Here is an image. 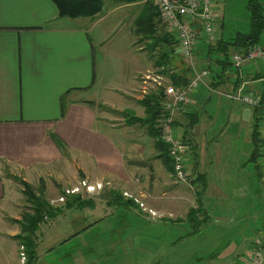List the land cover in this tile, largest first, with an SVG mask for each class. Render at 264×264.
Wrapping results in <instances>:
<instances>
[{
	"label": "crops",
	"instance_id": "0c3cea01",
	"mask_svg": "<svg viewBox=\"0 0 264 264\" xmlns=\"http://www.w3.org/2000/svg\"><path fill=\"white\" fill-rule=\"evenodd\" d=\"M145 1L110 6V9L108 4L107 11L94 18L88 17L91 20L88 21L90 27L85 28L80 21L76 20L73 24L69 22L71 19L59 17L52 0H0V221L6 215L5 210L13 206V198H4L6 188L10 187L9 190L13 193L8 178L16 177L29 187L31 184H41L35 190L36 194L45 193L50 196L49 202L52 205L62 204L52 219L59 216L69 219L65 237L68 234L90 233L96 224L106 219V214L111 212L110 204H118L116 201L128 203V208H132L134 215L147 217L155 211L158 215L155 220L149 221L160 226L167 227L169 223V228L177 227L182 230L186 225V230L171 240V249L184 244V240L188 241L201 234L210 224L205 197L211 184L213 158L219 154V149L215 152L209 149L210 145H216L218 139L214 133H206L213 121L209 116L204 119L199 115V102L204 97L205 90L215 88L203 81L201 85L205 86L204 89H198L189 95L194 102L183 105L184 108L178 110L174 119V131L181 128L179 133H175L184 144L185 164L194 175L191 180L199 177L198 183L192 184L174 180L172 171L161 157V146L156 145L154 129L148 127V124L139 129L120 118L109 117L110 112L106 110L125 114L123 107H119L121 100L118 104L111 103L99 97L97 90L93 91L96 81L95 51L87 30L110 13H120L121 8L127 5L142 8ZM215 16L214 7V21ZM115 22L117 24L118 19ZM200 33V39H205V34ZM135 54L134 51V58L138 60ZM148 66V63L135 65L129 83L126 82L119 89H134L135 73H143L144 77L154 80L163 74L162 66L155 64V71L151 64L150 68ZM236 71L240 77L237 87L243 84L245 90H248L246 86L250 90L251 87L255 89L253 82L262 78L253 79L254 74H262L254 71L245 80L239 69L236 68ZM235 75L234 78L231 77V84ZM219 87L228 92L237 88H233V85ZM105 88L118 90L115 85L112 88L104 84V90ZM263 91L264 89L261 92ZM138 100L140 102L142 99ZM140 105V109L134 110L138 115H145V108L141 103ZM255 117L254 115L257 122L258 117ZM186 118L189 119L187 124L190 127H183L186 125ZM201 118L203 122L208 120L203 126H199ZM156 126L158 127V121ZM145 127L148 132L144 131ZM82 181L93 186V190H87L81 184ZM212 185L214 186L213 182ZM76 187L78 191L65 192ZM200 187L203 188L202 206L209 221L198 234L182 237L191 229L187 213L197 203V191ZM31 191L34 192L32 189ZM60 197L64 198L63 202H60ZM186 205L188 209L185 211ZM10 217L16 219L18 215L14 213ZM255 218L258 225V214ZM230 219L224 218L228 220L225 222H230ZM222 229V246L227 248L233 243L240 247L230 253L226 249L220 253L222 247L219 246L209 254L206 262L221 255L223 258L220 257L217 264H246L245 257L251 247L246 244L253 243L259 235L248 238L243 232L249 229L244 227L240 235L235 234L236 228L232 226ZM261 236L264 247V234ZM42 241L36 243L37 256L29 264H64L68 260L77 264H119L121 261H134V257L120 254L91 257L88 247L78 255L69 253L62 258L49 253L48 256L41 257L40 252L45 250L40 251L38 245ZM92 245L84 243V246ZM46 247L47 251L52 252L58 246ZM242 247L246 249V255L243 254ZM15 248L16 246H12L13 251ZM169 251L155 263L164 264L166 259H171L173 255H169Z\"/></svg>",
	"mask_w": 264,
	"mask_h": 264
},
{
	"label": "rangeland",
	"instance_id": "374dc122",
	"mask_svg": "<svg viewBox=\"0 0 264 264\" xmlns=\"http://www.w3.org/2000/svg\"><path fill=\"white\" fill-rule=\"evenodd\" d=\"M261 1L264 3V0ZM105 2L106 6L104 5L105 9H103V12L108 10L107 6L110 3L108 0H105ZM212 2L216 12V21H214L215 36L229 39L237 32L245 33L248 31V0H212ZM119 5L121 6L122 4ZM140 10L141 8L136 9L131 5H127L121 8L120 13L118 12L112 15L110 13L99 23L91 27L90 30H87L93 42V50L95 51L96 81L93 91L97 90L99 97L111 103L118 104L119 100H121L119 107H123L122 110L125 114L118 111L106 110L110 112L109 117L115 119L120 118L128 125H133L139 129L143 128V125L147 127V122L140 119L145 115H138L134 108L140 109L141 105L138 99H142L148 93L155 91L158 82L154 79H149V77H144L143 73L138 72L135 73L134 89L121 91L119 88L125 85L126 82L129 83L135 65H147L148 63V68H150L151 64V67L154 69L155 60L165 50L163 44L158 43L152 45V38L142 37L141 39V34L138 35L135 33L134 21L139 15ZM69 19H71L69 22L73 24L77 20L82 22L85 28L90 27L88 21L91 20L88 17ZM117 19L118 23L116 24L115 21ZM165 30L161 22L156 24L155 31H157V34H162ZM258 46L263 50L262 57L244 63L239 68V73L243 75L245 80H248L246 78H249L251 76L250 74L254 73V71L262 73L260 75L262 77L260 81L253 82L255 89L251 87L250 90L246 86V89L250 90L249 92L255 96H259L264 89V32L260 36ZM172 48L173 52L171 53L169 63L165 65L168 68V74H170L168 70L173 68L178 73H184L187 77H192L189 72V63L182 58L179 47L175 48V45H173ZM134 51L138 60L134 58ZM198 53L196 52L193 62L197 69H207L209 71V75L203 81L210 85L212 78L208 66L209 61L206 62L202 58H198ZM217 57L218 54L211 56L212 59ZM235 69V66L228 68L226 74L229 75L230 80H223L221 85H231V81L234 78L233 75L237 73ZM168 74L163 72L160 76L169 78ZM163 82L166 84L169 83L168 80H163ZM104 84L112 88L115 85L118 90L111 91L109 88H105L104 90ZM219 86L213 87L216 90H205L204 97L199 102L201 104L199 115H202L203 118L209 116L213 121L211 127L207 128L206 133H214L218 139L215 143L216 145H210L209 149L214 152L216 149H219L217 152L219 154L213 158V164L211 165V184L208 187V194L205 197L211 222L201 234L194 236L188 241L184 240V244H179L171 249L169 247L171 240L176 239L178 235L186 230V225L183 226L182 230L177 227L169 228V223H167L168 228L160 226L157 223L149 221L155 220V216L158 215L155 211V216L152 217L148 214L147 219L146 216L134 215L132 208H128V203L116 201L118 204H110L109 209H111V212L106 214V219L96 224L90 233H81L78 235L68 234L65 237V230L67 231L69 229V219L59 216L53 220L49 215H46L47 219L39 224L40 227L34 236L36 243L43 240L38 245L40 251L45 250L40 252L41 257L48 256L49 253L51 255H59L62 258L66 255L68 256L69 253L78 255L82 254L84 249L88 247L90 249L88 250L90 253L89 256L91 257L105 254H120L134 257V261H121L119 264H154L157 260L160 261L165 253L171 249L169 255H173V257L166 259L164 264H211L212 261L213 264H217L219 263L221 255H217L211 262H206L208 257H210L209 254H212L217 247H222L220 253L224 252L225 249L227 253H230L236 247H240L234 246L233 243L229 244L230 246L226 244L228 246L227 248L222 246V228L232 226L236 228L235 234L240 235L244 227L249 229L243 232L247 234L248 238H255L256 235H259L256 238L261 240V234H264L263 112L261 109H258L256 113V117H258L256 119L258 122L257 130L259 132L258 145H256L252 139V129L255 122L254 107L229 99L223 95V93L228 91L223 90ZM204 87V85H200L196 90L204 89ZM209 87L212 86L210 85ZM196 90L189 95L194 94ZM189 97L188 102L191 103L192 98L191 96ZM177 114V112L174 114V119ZM188 121L189 119L186 118V125H183V127H190L187 124ZM207 122L208 120L203 122L201 118L199 126H203ZM146 127L144 131L148 132ZM180 129H175V132L179 133L181 131ZM150 140L153 142V139L150 138ZM8 179L11 182L13 193L9 190L10 187L6 188L4 198L10 200L13 198V206L5 210L6 215L0 221V264H29V262L25 263L26 254L24 253L23 246L19 244V238L17 239L14 236L21 232V226L16 220H21L28 213L31 214L30 208L32 201L29 195L27 196L25 194V187L20 178L9 177ZM192 182L191 180L185 184H192ZM40 185L31 184V187L28 186V188L32 189L34 191L33 193L36 194L35 190H38ZM36 195L45 199L53 207L59 208L62 205L56 203L52 205L49 202L50 196H47L45 193ZM187 206H184L185 211L188 209ZM14 213L18 215V218L10 217ZM256 214H258V225L255 223ZM52 217L54 218L55 216ZM224 218H231L230 222H225L228 220H224ZM13 230L15 232L12 233L11 231ZM49 241L55 243L50 244ZM85 242L92 243L94 246H84ZM12 246H16L14 251L12 250ZM46 246L58 247L50 252L45 249L47 248ZM246 246H251V250L253 243L249 242ZM242 248L243 254L246 255V249L244 247ZM250 250H248V253ZM33 257L30 258V261L33 260L34 262L36 257L34 259ZM63 263L77 264L70 263V260Z\"/></svg>",
	"mask_w": 264,
	"mask_h": 264
},
{
	"label": "trees",
	"instance_id": "16d2710c",
	"mask_svg": "<svg viewBox=\"0 0 264 264\" xmlns=\"http://www.w3.org/2000/svg\"><path fill=\"white\" fill-rule=\"evenodd\" d=\"M57 7L59 17H69V18H79V17H90L94 18L103 12L105 0H52ZM107 1V0H106ZM109 6H116L119 4H125L134 2L137 0H108ZM106 6V5H105ZM247 8L249 11V29L247 32H237L233 37L229 39H223L221 37L215 39L212 42L205 41V39L200 37L198 39V58H202L206 62L209 61V70L211 74L212 81L210 85L217 87L223 83V80L229 79L227 75V70L231 64L229 60L232 52L235 51H246L251 46L258 45L260 36L264 32V3L261 0H248ZM162 23L165 27V31L162 34H157L156 24ZM135 33L145 38H152V45L163 44L165 50L160 54V57L155 60V64L161 67V73L168 74L166 64L169 63L171 53L173 52V45L177 47V39L173 32L167 29L166 25L162 22L160 18V13L158 7L151 1L146 0L140 10L139 15L134 21ZM168 47V48H167ZM196 54V52H195ZM218 54L217 58L212 59L211 56ZM236 70V69H235ZM170 83L175 86H180L186 84L188 77L184 73H178L177 71L173 74H168ZM253 79L259 78L260 74L256 73ZM239 75L236 73L235 80L233 82V88L237 87L240 79ZM163 96V88L160 86L155 91L148 93L144 96L140 103L145 108V116L140 118L145 120L148 127L154 129V134L156 133V145L161 146L163 159L165 164L172 171V159L168 153V147L161 141V133L159 127L156 126L157 121L159 123V115L161 113V100ZM264 99V91L259 95ZM254 115L258 112V109L254 108ZM256 118V117H255ZM174 126V122H173ZM258 122L254 123L252 131V139L254 142L257 141L258 135ZM257 144V143H256ZM199 177L195 178L193 182L198 183ZM25 187V193L29 195L31 199V214L25 215L21 220H16L21 226V232L16 234L14 237L19 238V244L23 246L24 253L26 254L25 263H30V258L35 256V246L34 236L39 229V224L45 220L46 215L55 216L59 208L51 206L45 199L40 198L28 188L25 182H22ZM199 185V184H198ZM201 185V184H200ZM202 193L203 188H199L197 191V203L196 206L189 208L187 213V220L191 225V229L186 232L182 237H189L198 234L208 223L209 218L202 206ZM125 203L124 201H121ZM127 202V201H126ZM181 239V238H180ZM253 246L256 243L253 242Z\"/></svg>",
	"mask_w": 264,
	"mask_h": 264
},
{
	"label": "built area",
	"instance_id": "2783aa9c",
	"mask_svg": "<svg viewBox=\"0 0 264 264\" xmlns=\"http://www.w3.org/2000/svg\"><path fill=\"white\" fill-rule=\"evenodd\" d=\"M160 13L162 22L167 29L174 33L177 39V47L184 60L189 63V72L192 77L186 84L175 86L169 82V78L158 76L156 81L158 86L163 88L161 100V113L159 115L158 127L161 133V141L167 145L168 153L172 159V174L174 180L178 183H187L193 179L194 175L191 169L185 164L184 144L174 131V114L180 108H184L188 102L189 94L195 91L201 84L207 69H197L193 62L197 42L200 32L205 34V41L212 42L216 39L214 27V5L212 0H151ZM263 50L258 45L251 46L248 50L240 52L235 51L230 55L231 64L239 69L244 63L262 57ZM170 74L176 72L175 69L168 70ZM264 77V76H263ZM168 80L169 83L163 82ZM229 99L239 101L240 103L261 109L264 122V99L260 96L252 95L249 90H245L243 84L231 92L224 93ZM81 184L87 190H93V186L87 185L85 181ZM78 187L66 190V193L78 191ZM64 201L63 197L59 198ZM140 206L142 204L140 203ZM154 217V213L151 212ZM45 220L47 219L44 217ZM256 246H253L246 257V264H264V247L260 239H255Z\"/></svg>",
	"mask_w": 264,
	"mask_h": 264
}]
</instances>
